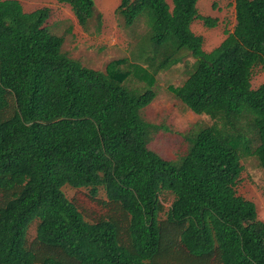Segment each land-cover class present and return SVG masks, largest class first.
<instances>
[{
    "label": "trees",
    "instance_id": "16d2710c",
    "mask_svg": "<svg viewBox=\"0 0 264 264\" xmlns=\"http://www.w3.org/2000/svg\"><path fill=\"white\" fill-rule=\"evenodd\" d=\"M58 2L88 29L95 0ZM198 2L121 0L122 25L147 29L102 71L63 50L49 7L0 0V264H176L174 248L191 264H264V221L237 192L244 157L264 168V82L252 85L264 67V0H235L233 30L210 51L192 24L218 20ZM187 56V78L168 89L212 123L186 134V151L170 160L149 146L169 127L142 111L159 73ZM67 185L94 197L103 189L123 217L87 220Z\"/></svg>",
    "mask_w": 264,
    "mask_h": 264
},
{
    "label": "rangeland",
    "instance_id": "374dc122",
    "mask_svg": "<svg viewBox=\"0 0 264 264\" xmlns=\"http://www.w3.org/2000/svg\"><path fill=\"white\" fill-rule=\"evenodd\" d=\"M26 11H33L40 7H49L50 16L47 24L57 34L65 36L63 50L70 56L79 59L84 65L105 71L108 63L114 59L130 57L137 43V36L144 33L147 26L140 22L132 29L122 25L115 13L121 0H95L96 15L91 20L88 29H85L77 20L70 5L58 0H21ZM199 11L218 20L215 27H207L203 20H196L192 24L195 33L204 37L203 48L210 51L218 46L226 37V30H233L236 22L235 0H199ZM98 13L102 15L101 29H97ZM194 58L187 56L179 64H174L170 69L160 72L155 90L156 98L146 106L142 114L145 119L156 124L165 125L169 130L161 128L150 136L149 146L164 158L177 160L187 149L186 134L196 131L203 125L211 124L212 120L207 115H199L187 108L168 89L170 84L181 85L187 78L189 63ZM264 82V67H257L253 79V87H258ZM130 87L141 86V83L130 80ZM243 171L237 184L238 194L255 202L258 217L264 221V168L260 165L255 155L244 157L242 160ZM67 197L75 202L89 221L103 217L120 219L123 214L113 205L106 204L107 196L100 189L97 196H92L89 188H74L69 185L64 187ZM163 204L168 208L173 200V195L163 193ZM35 236V225L30 229V239ZM169 262L176 264H191L180 249L174 248L168 253Z\"/></svg>",
    "mask_w": 264,
    "mask_h": 264
}]
</instances>
